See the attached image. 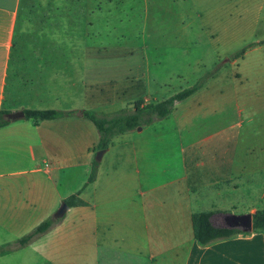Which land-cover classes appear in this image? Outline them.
<instances>
[{
    "label": "crops",
    "instance_id": "1",
    "mask_svg": "<svg viewBox=\"0 0 264 264\" xmlns=\"http://www.w3.org/2000/svg\"><path fill=\"white\" fill-rule=\"evenodd\" d=\"M18 6L19 0H0V109ZM261 52L240 56L241 77L217 69L177 102L170 128L156 126L159 119L114 137L79 195L85 203L68 207L58 224L23 247L14 241L53 217L86 181L98 132L78 113L0 126V248L9 249L0 264H264V230L200 246L191 224L199 211H211L210 221L221 227L222 214L264 207V89L255 55ZM95 78L83 64L75 76L81 89L65 88L61 110H94ZM196 124L203 126L199 136L186 138ZM164 131L174 135L170 159L162 154Z\"/></svg>",
    "mask_w": 264,
    "mask_h": 264
},
{
    "label": "rangeland",
    "instance_id": "2",
    "mask_svg": "<svg viewBox=\"0 0 264 264\" xmlns=\"http://www.w3.org/2000/svg\"><path fill=\"white\" fill-rule=\"evenodd\" d=\"M22 5L6 107L62 109L65 88L81 89L75 76L87 64L96 75L89 88L98 99L97 113L132 108L136 100H162L214 68L241 77L242 57L233 56L258 48L256 79L264 89V41L257 42L264 37V0H23ZM160 120L156 126H173L170 116ZM195 127L186 138L199 136L203 126ZM162 135V154L170 159L174 135Z\"/></svg>",
    "mask_w": 264,
    "mask_h": 264
},
{
    "label": "trees",
    "instance_id": "3",
    "mask_svg": "<svg viewBox=\"0 0 264 264\" xmlns=\"http://www.w3.org/2000/svg\"><path fill=\"white\" fill-rule=\"evenodd\" d=\"M111 1V0H108ZM23 0H19V6L16 14V22L19 15H21V10L23 8ZM15 29L12 38L11 53L10 58L12 57L13 51H15V46L17 40L15 38ZM245 50H241L239 54L234 55V59L238 58L244 53ZM217 71V68H214L210 71H207L205 75H201L194 83L191 85L180 89L178 92L158 101H145V100H136L132 103V108L126 107L121 108L118 111H115L110 114H101L97 113L91 109H80L77 111L74 110H61V109H38V108H21L25 113V119L32 120L34 123H38L42 120L55 119L58 117L71 115L78 113L80 116L90 120L95 126L98 132V141L94 147V156L97 150L107 149L111 144L114 137L136 129L138 126H144L150 124L155 120L162 119L168 116L173 110L175 104L180 102L198 89H200L205 82ZM16 109V107H6L5 100L4 105L0 109V126H3L9 123L4 115L5 113ZM98 161L93 159L91 164L90 173L86 181L82 186L73 194L66 197L63 202H65L68 207L83 205L85 202L79 197L82 190L92 183L96 177ZM212 215L211 211H199L191 215V224L192 231L195 240L200 246L207 245L208 243L231 237L238 233L248 234V232H242L236 228H225L217 227L212 224L210 221V216ZM61 219H56L52 216L46 218L40 222L35 228H33L27 234L21 236L16 241H14V247H23L29 244L31 241L44 234L56 224L60 222ZM264 230V207L256 209L252 213V232H260ZM8 248H5V245L0 248V253L8 252Z\"/></svg>",
    "mask_w": 264,
    "mask_h": 264
},
{
    "label": "water",
    "instance_id": "4",
    "mask_svg": "<svg viewBox=\"0 0 264 264\" xmlns=\"http://www.w3.org/2000/svg\"><path fill=\"white\" fill-rule=\"evenodd\" d=\"M5 118L9 121L22 119L25 117V113L22 109L13 110L5 113ZM137 129H141V126H138ZM106 149L97 150L95 153V159L100 161L102 155L104 154ZM68 209V205L65 202H62L60 206L55 211L53 217L56 219H60L64 216L66 210ZM225 228H236L241 230L242 232H251L252 231V214L251 213H225L222 214V226Z\"/></svg>",
    "mask_w": 264,
    "mask_h": 264
}]
</instances>
